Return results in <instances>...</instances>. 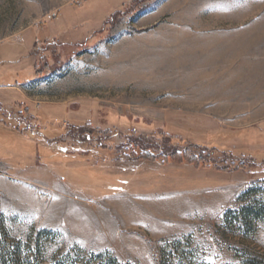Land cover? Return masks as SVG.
<instances>
[{"label":"rangeland","instance_id":"1","mask_svg":"<svg viewBox=\"0 0 264 264\" xmlns=\"http://www.w3.org/2000/svg\"><path fill=\"white\" fill-rule=\"evenodd\" d=\"M28 45L37 78L0 89V264L264 262V0H0V58ZM163 131L246 166L126 158Z\"/></svg>","mask_w":264,"mask_h":264},{"label":"trees","instance_id":"2","mask_svg":"<svg viewBox=\"0 0 264 264\" xmlns=\"http://www.w3.org/2000/svg\"><path fill=\"white\" fill-rule=\"evenodd\" d=\"M40 73L41 72H37L36 75H39ZM79 130L80 135L85 136L86 139H89L91 136V134L88 132L93 133L92 130L89 131L85 127L79 128ZM5 132H7L9 137H11V147L17 148L19 144L15 145V140L13 138L14 135H12L9 131ZM85 133H87V135H84ZM99 133L102 138L110 137V132L108 130H101ZM159 135L160 137L158 138L153 135H131L129 137L128 143L123 146L126 158H135L138 160L151 162H161L162 164L173 162L177 164L189 163L194 165L195 167L213 166L215 169L223 171H228L230 170V168H233L235 170L244 169L246 166L244 161H240L239 164H235L233 162L230 164L227 162H223L222 165H218V162L213 158L211 154L216 152L217 149H210L209 147L201 143H194L188 140L179 139L178 137L173 136L165 131L161 132ZM53 143L56 144L58 142ZM27 152L28 150L26 149V153ZM103 180L106 183L108 182L111 184H115L111 180ZM252 264H264V262L260 261L256 263L254 262Z\"/></svg>","mask_w":264,"mask_h":264},{"label":"crops","instance_id":"3","mask_svg":"<svg viewBox=\"0 0 264 264\" xmlns=\"http://www.w3.org/2000/svg\"><path fill=\"white\" fill-rule=\"evenodd\" d=\"M50 33H54V19L52 20L50 27L44 28L42 34L43 36H45V39H48L49 37L48 34ZM31 52H32V47L28 45L27 54L22 56L21 58L10 57L5 61H2L3 58H0L1 60L0 68H2L4 64L8 66V68H6V71H4L3 73V77L1 78L2 81H0L1 90L2 89L17 90L20 93L23 85L33 80V78L34 79L37 78V76L32 75L35 64L34 61L32 60ZM30 67H32L31 72L28 71ZM50 106L52 107L51 109L53 110L54 105H50Z\"/></svg>","mask_w":264,"mask_h":264},{"label":"bare ground","instance_id":"4","mask_svg":"<svg viewBox=\"0 0 264 264\" xmlns=\"http://www.w3.org/2000/svg\"><path fill=\"white\" fill-rule=\"evenodd\" d=\"M114 58V57H113ZM117 59V58H116ZM112 65V64H111ZM118 65L116 64V62H115V66L114 67H112V71H114V74H118V72H119V70L117 69L118 67H117ZM115 76V75H114ZM112 78H113V75H112ZM119 78V77H118ZM125 79V78H124ZM127 81V80H126ZM114 82L115 83H120V81L117 79V78H115V80H114ZM124 83V82H123Z\"/></svg>","mask_w":264,"mask_h":264},{"label":"built area","instance_id":"5","mask_svg":"<svg viewBox=\"0 0 264 264\" xmlns=\"http://www.w3.org/2000/svg\"><path fill=\"white\" fill-rule=\"evenodd\" d=\"M56 16H57V14L51 13V14L47 15V18L51 20V19H54V17H56ZM0 65H1V60H0Z\"/></svg>","mask_w":264,"mask_h":264}]
</instances>
